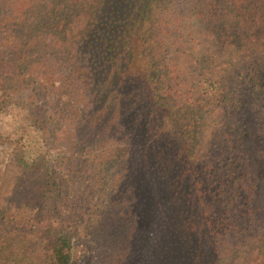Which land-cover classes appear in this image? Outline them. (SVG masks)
Instances as JSON below:
<instances>
[{
	"label": "trees",
	"instance_id": "1",
	"mask_svg": "<svg viewBox=\"0 0 264 264\" xmlns=\"http://www.w3.org/2000/svg\"><path fill=\"white\" fill-rule=\"evenodd\" d=\"M245 110L264 0H0V264H264Z\"/></svg>",
	"mask_w": 264,
	"mask_h": 264
},
{
	"label": "rangeland",
	"instance_id": "2",
	"mask_svg": "<svg viewBox=\"0 0 264 264\" xmlns=\"http://www.w3.org/2000/svg\"><path fill=\"white\" fill-rule=\"evenodd\" d=\"M258 118L254 113L245 110V116L243 119V126L245 131V141L248 146L251 162L253 163L254 170L259 172L264 167V160L261 157V152L264 150V144L261 142L257 135ZM13 146L6 145L0 147V171L5 173L8 169H11L10 162L12 156ZM100 250L96 252V248L87 244L84 240L81 244V248L76 252L77 264H100L99 254Z\"/></svg>",
	"mask_w": 264,
	"mask_h": 264
}]
</instances>
